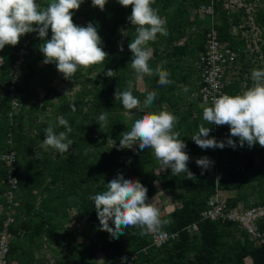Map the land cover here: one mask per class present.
<instances>
[{
	"label": "trees",
	"instance_id": "1",
	"mask_svg": "<svg viewBox=\"0 0 264 264\" xmlns=\"http://www.w3.org/2000/svg\"><path fill=\"white\" fill-rule=\"evenodd\" d=\"M207 0H155L153 8L166 19L168 35H157L150 42L153 48L149 64L155 68L163 64L170 73L169 79L174 83L167 86L158 85V76H145V91H133L143 104L147 93H158L151 107L143 112L133 110L129 119L123 115L124 109L115 100L114 93L127 90V81L135 82L131 68L132 53L128 49L130 40L135 38V26L128 21L131 10L122 7L118 0L108 2L104 11L94 8L91 0H85L84 16L73 13V22L78 26L92 23L102 40V47L108 53L103 64L93 65L99 72L92 81V86L83 84L74 97L65 90H58L54 84L57 77L71 88L73 83L83 77V69H78L73 80H66L55 64L41 66L43 55L39 51L44 42L38 34L31 33L21 37L17 46H5L0 51L4 58L0 65V155L11 149L17 151L19 162L16 175L20 181L17 194L16 223L12 226L15 239L11 244V262L19 264H40L33 258V251L42 245V241L62 243L67 251L56 264H98L97 253L100 251L106 262L114 260L125 253L138 254L131 264H264V243L257 246L250 237L234 223L200 221L201 213L207 209L208 201L217 190L234 193L228 200L230 206L243 203L250 207L264 203V148L258 144L252 148L239 147L238 138L231 137L237 143L235 149L226 146L218 149H201L192 140L199 126L211 127L203 120L201 100L194 98L201 88V76L191 81L186 71V59L194 60L204 51L209 19L201 21L203 34L188 44L179 45L192 28L188 8H197ZM49 0H37L44 8ZM264 5V0H262ZM258 21L264 29V7ZM239 17H229L218 6L217 27L223 41L230 42L234 48L239 45L231 36L233 25H239ZM203 24V25H202ZM121 32H124L121 36ZM51 30L47 39L51 38ZM26 37L32 41L30 56L25 65L26 75L18 87L20 110L10 117L11 96L8 90L10 74L17 58V51ZM161 41H158L159 39ZM166 48H162V45ZM121 46L123 51L120 50ZM164 47V46H163ZM196 61V60H195ZM115 73L113 78L106 77L109 70ZM189 91L185 92L184 88ZM236 82L228 89L238 90ZM38 88L44 90V96ZM190 95L192 97H190ZM163 104L168 107L165 108ZM75 107V111L72 110ZM178 117L175 130L180 132V139L187 145L185 151L190 157L188 169L196 179L187 180L186 174L173 175L164 168L163 174H157L161 167L151 149H120L121 134L131 129L135 119L147 112L166 111ZM108 113L107 127L99 128L98 116ZM58 117L68 120L72 132L68 138L73 140L69 151L63 155L53 149L41 148L44 141V129L52 125L55 131H65L58 124ZM37 119V121L35 120ZM220 141L229 137V127H220ZM11 141V143H9ZM217 156V157H216ZM208 157L212 166L201 174L196 160ZM130 161V162H129ZM243 166V171L241 170ZM217 171L223 178L216 182ZM122 174L126 179L139 180L148 189L149 201L164 191L170 193L178 203L174 211L161 215L171 223L163 230L179 232L180 239L160 249L152 248L150 234L140 235V229L129 227L125 235L117 239L100 230L99 220L90 195L106 190V184ZM6 170L0 161V228L4 219L6 186L3 180ZM157 184L159 186H157ZM155 205V204H154ZM85 220V229L72 233L67 230L71 221V212ZM198 223L199 231L189 233L186 228ZM110 226L112 222H109ZM264 233V220L259 224ZM26 258V262L22 261ZM29 259V260H28Z\"/></svg>",
	"mask_w": 264,
	"mask_h": 264
},
{
	"label": "clouds",
	"instance_id": "2",
	"mask_svg": "<svg viewBox=\"0 0 264 264\" xmlns=\"http://www.w3.org/2000/svg\"><path fill=\"white\" fill-rule=\"evenodd\" d=\"M85 0H49L46 7L41 8L37 0H0V51L5 46L15 47L21 37L36 33L44 42L40 45L45 65L55 64L57 71L66 80H73L78 69H88L93 65L103 64L108 53L103 50L102 40L97 28L88 23L87 26H78L73 22V13L79 10ZM109 0H91L94 8L104 11ZM118 3L132 12L128 21L135 26V38L130 40L128 49L132 53L131 68L135 74V81L142 82L145 76H158V85L167 86L174 81L169 79L170 73L163 64L152 68L149 61L153 50L150 42L157 39V35L167 36L166 19L159 15V10L153 8L155 0H118ZM49 29L51 38L47 39ZM123 51V47L120 48ZM4 60L0 57V63ZM116 72L109 69L105 75L113 78ZM253 84L242 94L230 96L221 95L213 99V106L203 110V120L210 125L229 127V137L225 141H217L210 137L211 127L199 126L198 132L192 137L195 144L201 149H221L226 146L235 149L238 138L239 147L247 145L249 148L257 144L264 148V70L251 71ZM133 80L127 81V90L114 93L115 100L119 101L124 109L123 115L132 119L133 110L143 112L152 106L158 93L150 91L141 104L133 95ZM185 92L189 89L186 86ZM69 92H66L68 94ZM75 111V107L72 106ZM58 124L65 131L56 132L52 125L44 129L45 139L41 148L48 151L50 148L63 155L73 145L68 136L72 132L69 122L64 117H58ZM108 113L98 116L99 128L107 127ZM178 117L168 111L158 113L147 112L135 119L129 131L121 134L120 149L138 150L151 149L161 167L171 170L175 176L186 174L187 180L196 179L189 171V155L185 149L187 145L180 139V132L176 131ZM130 162V161H129ZM196 164L204 171L208 170L213 162L208 157L196 160ZM148 189L139 180L126 179L118 174L106 184V190L89 199L94 202L95 211L100 224V230L107 232L117 239L125 235V229L134 227L140 229V235L156 233L159 237H166L163 230L171 221L161 218V210L156 207L147 196ZM112 222L111 226L109 222ZM98 264H104L103 260Z\"/></svg>",
	"mask_w": 264,
	"mask_h": 264
},
{
	"label": "built area",
	"instance_id": "3",
	"mask_svg": "<svg viewBox=\"0 0 264 264\" xmlns=\"http://www.w3.org/2000/svg\"><path fill=\"white\" fill-rule=\"evenodd\" d=\"M218 6L229 17L235 14L240 16L241 23L237 26V39L241 43L239 48H234L229 42L221 39L216 20ZM263 7L262 0H207L195 9V12L202 19H209L204 51L199 54L194 65L201 76V88L199 93L194 95V97L196 99L199 98L204 106L211 107L213 106L214 98L224 94L229 95L228 89L234 83L232 73L245 70V77L241 82L238 93L242 94L253 84L251 71L253 69L264 70V29L258 21L260 11ZM185 42H187V37L181 39L180 43L184 44ZM31 43V39L26 37L17 51V58L10 74L8 87L12 98L10 117H13L21 108V102L18 98V87L27 73L25 65L30 56ZM40 94L42 98L44 92ZM220 127L211 125L209 138L215 137L219 142ZM214 150L217 155L218 149ZM0 161L6 170V176L3 180L6 189L3 195L5 200L4 219L0 228V264H13L10 259V254L11 244L15 239V235L12 233L11 228L16 223L17 208L19 206L17 194L20 189V181L16 175L19 162L17 151L11 149L3 152L0 155ZM240 168L243 171L242 165ZM222 178V173L217 171V184ZM229 199L224 196V192L217 190L210 197L207 209L201 213L200 221L234 223L257 246L262 245L264 243V233L260 230L259 224L264 220V203L250 207L244 206L243 203L237 206H230L228 203ZM186 230L189 233L198 232V223L190 225ZM166 233V237L163 238L159 237L156 233H150V247L160 249L180 239L179 232ZM137 257V253H125L104 264H131Z\"/></svg>",
	"mask_w": 264,
	"mask_h": 264
},
{
	"label": "rangeland",
	"instance_id": "4",
	"mask_svg": "<svg viewBox=\"0 0 264 264\" xmlns=\"http://www.w3.org/2000/svg\"><path fill=\"white\" fill-rule=\"evenodd\" d=\"M113 0H109V2H111ZM85 3H83L79 10L75 11V13H80L79 15H81V20L84 16V7H85ZM196 9V8H195ZM126 10H131V6L127 7ZM218 18V15L216 17V20ZM203 25V24H202ZM218 25V24H217ZM231 36L234 37L235 39H237L238 37V31L237 28H235V30L231 31ZM121 36H123L124 32L120 33ZM203 34V26H201L199 28L198 32H195L191 35H193V37L196 39L197 37H199L200 35ZM162 39L160 38L158 41H161ZM236 43L238 46V48L241 46L240 41L237 39ZM179 44V43H178ZM162 45V43L160 44ZM180 45V44H179ZM164 46V47H163ZM149 47H151L149 45ZM152 48V47H151ZM162 48H166V45H162ZM153 50V48H152ZM195 60H188L186 59V71L188 72L187 74L192 78V81H196L197 80V76L198 73L196 72V68L194 66ZM41 66H44V63L40 62L39 63ZM83 69V68H82ZM244 73L245 70H240L238 73L234 72L232 73V77L234 78V83L236 82L237 84L241 85V82L244 80ZM99 72L96 68H93L92 66L89 67L88 69H83V77H80L78 79V81L74 82L71 88H68V86L66 84L62 83V78L61 77H57L56 81L54 82L53 85H55L57 87L58 90H65L67 92H69L67 95L70 97H74L76 96V94L78 93L79 89L81 88V86L83 84L92 86V81L98 76ZM133 91H140V92H144L145 91V85L144 82H134V87L132 89ZM38 91L44 92V90L41 88H38ZM240 91V89H239ZM163 106L165 108H167L168 106L166 104H163ZM201 107L204 108V105L201 104ZM166 110V109H164ZM167 111V110H166ZM35 120L37 121V119L35 118ZM157 174H163L164 173V168H159L157 171ZM157 186H159L157 184ZM229 193V192H228ZM225 194V193H224ZM154 204L156 207H158L161 210V215H165L168 213H171L173 211V209L178 205V203L172 198V196L170 195V193H166L164 191H160V193L154 198ZM67 230L68 232L72 233L74 230L77 229H85L86 227V222L84 219L80 218L78 216V214L74 211L71 212V221L69 223H67ZM67 251V248H64L62 246V243H50L49 242H42V245L40 247H36V249L33 251V258L35 260H37L38 262H40V264H56L58 259L63 257L65 254L64 252ZM67 254H65L66 256ZM23 262H26V258H22ZM29 260V259H28ZM13 264H17V261H13ZM19 263V262H18ZM246 263L250 264L251 260L248 258L246 259Z\"/></svg>",
	"mask_w": 264,
	"mask_h": 264
},
{
	"label": "crops",
	"instance_id": "5",
	"mask_svg": "<svg viewBox=\"0 0 264 264\" xmlns=\"http://www.w3.org/2000/svg\"><path fill=\"white\" fill-rule=\"evenodd\" d=\"M188 12H189V16H190V22L192 23V28H190L189 29V31H188V33L186 34V36L184 37V38H186L187 37V42H185L186 44H188L190 41H192V40H194L195 38L193 37V35H191V34H193V33H195V32H198L199 31V28L201 27V21L202 20H204V19H202V17L200 16V15H198L196 12H195V8H188ZM235 17H239V23L238 24H240L241 23V19H240V16L238 15V14H235V15H233L231 18H235ZM237 26L238 25H233L232 26V28H231V31H233V30H235V28H237ZM232 33V32H231ZM233 34V33H232ZM233 38V40L236 42V40L237 39H235L234 37H232ZM181 42V40L179 41V44L180 45H183V44H181L180 43ZM228 42V41H227ZM230 43V42H229ZM198 56H199V54L196 56V60H197V58H198ZM196 62V61H195ZM194 65H195V63H194ZM197 70V69H196ZM197 72V71H196ZM199 78V75L197 76V79ZM191 81H192V78H191ZM239 89H240V85L238 86V90H237V92H236V90H230L229 91V95L230 96H235V95H238V93H239ZM194 93V92H193ZM193 93H191V95H195V94H193ZM190 95V97H192ZM195 98V97H194ZM234 195V193H231V192H229V193H225L224 194V196L225 197H227V198H231L232 196ZM43 243L45 242V241H42ZM100 260H103L104 261V263L106 262V258H105V256L103 255V253L102 252H98L97 253V263H98V261H100ZM14 263V262H13ZM17 264H19L18 262H16Z\"/></svg>",
	"mask_w": 264,
	"mask_h": 264
}]
</instances>
